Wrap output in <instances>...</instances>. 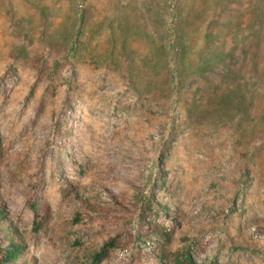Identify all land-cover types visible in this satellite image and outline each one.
Listing matches in <instances>:
<instances>
[{"label":"rangeland","instance_id":"obj_1","mask_svg":"<svg viewBox=\"0 0 264 264\" xmlns=\"http://www.w3.org/2000/svg\"><path fill=\"white\" fill-rule=\"evenodd\" d=\"M0 212L2 264H264V0H0Z\"/></svg>","mask_w":264,"mask_h":264},{"label":"trees","instance_id":"obj_2","mask_svg":"<svg viewBox=\"0 0 264 264\" xmlns=\"http://www.w3.org/2000/svg\"><path fill=\"white\" fill-rule=\"evenodd\" d=\"M1 214V212H0ZM0 222L1 224L3 223V219L0 218ZM3 230H6V227H4V225H2L0 227ZM14 232H16V230L14 229ZM108 244V246H112V247H116L113 242H108L106 243ZM107 245H105L104 247H102V249L96 253L94 255V258L96 261H99L100 259H102L104 257V254L106 252ZM21 248L19 249V245L17 243V241H14L13 239H8L7 240V244L3 247V249H1L2 252V258H1V262L0 264H2V262H7L10 259L14 258L19 252H21ZM178 264H195L190 258L189 256L186 254L184 255L179 261H176Z\"/></svg>","mask_w":264,"mask_h":264}]
</instances>
